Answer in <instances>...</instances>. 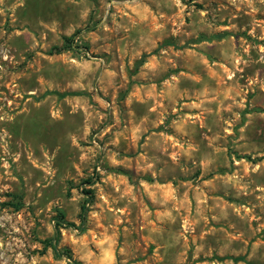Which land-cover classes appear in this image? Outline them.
Returning <instances> with one entry per match:
<instances>
[{"label":"rangeland","instance_id":"1","mask_svg":"<svg viewBox=\"0 0 264 264\" xmlns=\"http://www.w3.org/2000/svg\"><path fill=\"white\" fill-rule=\"evenodd\" d=\"M0 264H264V0H0Z\"/></svg>","mask_w":264,"mask_h":264},{"label":"trees","instance_id":"2","mask_svg":"<svg viewBox=\"0 0 264 264\" xmlns=\"http://www.w3.org/2000/svg\"><path fill=\"white\" fill-rule=\"evenodd\" d=\"M69 41H71V40H73V39H68ZM62 51V48L61 47H59V46H53L52 48H51V50L49 51V53H51V54H54V53H60ZM144 62V57L138 62V65H141L142 63ZM68 94V93H67ZM89 184H92L93 183V181L92 180H89V181H87ZM87 192V194H91L92 193V191H90V190H87L86 191ZM84 222V217H82V223ZM70 225H73V223H69ZM46 242L47 243H49L50 242V244H53V242H51V240H46ZM54 245H55V243H54ZM55 251L56 252H58L57 250H56V248H55ZM71 255H69V257H70ZM221 259H232L234 262H238V261H245V262H247V259H246V257L245 256H224V257H221Z\"/></svg>","mask_w":264,"mask_h":264}]
</instances>
